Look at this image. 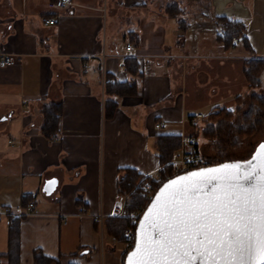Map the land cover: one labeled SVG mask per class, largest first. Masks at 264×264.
Listing matches in <instances>:
<instances>
[{
	"label": "crops",
	"instance_id": "1",
	"mask_svg": "<svg viewBox=\"0 0 264 264\" xmlns=\"http://www.w3.org/2000/svg\"><path fill=\"white\" fill-rule=\"evenodd\" d=\"M49 2L0 0V55L14 58L0 66V208L20 206L23 194L34 201V210L20 221L21 264H33L35 249L60 264H123V242L106 226L108 218L117 216L118 200L127 198L118 189L123 168L155 175L162 167L158 134H192L203 123L197 113L205 116L225 106L215 88L207 98L208 112L194 113L188 77L198 84L204 82L201 74L209 80L202 70L204 58L214 63L215 74L227 62L238 61L243 69L245 59H264V0H105L103 7L101 0H72L55 9ZM172 2L183 9L179 17L166 12ZM115 4L126 15L139 13L141 20L119 24ZM187 10H193V27L182 30L181 15ZM49 15L56 16L54 24L44 22ZM213 16L241 20L254 52L240 39L225 48ZM171 20L179 52L165 40L159 48L153 45ZM191 28L196 36L187 44L183 35ZM126 42L134 48L126 50ZM189 45L217 53H191ZM129 56L138 58L142 76L127 71ZM187 65L191 72L181 74ZM197 69L201 72L193 74ZM102 71L134 82L136 92L107 93ZM108 100L117 105L111 116ZM49 103L62 106L56 139L41 130L42 109ZM51 177L58 184L46 195L42 188ZM9 223L10 217L0 218L1 253L8 248Z\"/></svg>",
	"mask_w": 264,
	"mask_h": 264
},
{
	"label": "snow or ice",
	"instance_id": "2",
	"mask_svg": "<svg viewBox=\"0 0 264 264\" xmlns=\"http://www.w3.org/2000/svg\"><path fill=\"white\" fill-rule=\"evenodd\" d=\"M128 264H264V143L243 165L164 184L140 221Z\"/></svg>",
	"mask_w": 264,
	"mask_h": 264
},
{
	"label": "trees",
	"instance_id": "3",
	"mask_svg": "<svg viewBox=\"0 0 264 264\" xmlns=\"http://www.w3.org/2000/svg\"><path fill=\"white\" fill-rule=\"evenodd\" d=\"M183 9L179 6L177 2L169 3L166 6V12L173 17H179ZM213 20L216 25L220 26V31L217 33V39L221 42L225 48L232 46L236 39H240L245 48L249 52H254L251 44L246 36V25L239 19L229 18L226 16H213ZM182 30L187 27V22L181 19ZM125 66L127 71L131 75H136L137 77L142 76L141 64L137 57L129 56L125 59ZM100 70V67L98 68ZM264 71V59L262 58H248L244 60L243 72L246 76L248 86L250 88L259 87L262 84L260 79L261 73ZM105 91L109 94H117L124 96L127 94H133L136 92V84L130 81H119L115 78L108 77L104 74ZM237 98H240L238 96ZM252 99H255L260 103L262 107L255 108L251 104L250 110L245 112L246 115H258L257 122L261 121L264 116V96L259 94H254ZM106 106L109 108L108 116H111L114 112L116 101L108 100ZM62 106L60 103H49L44 105L43 112V123L41 126L42 132L50 137L53 133H57L59 128V118L61 115ZM234 110L228 108H221L217 112H212L208 115L202 117L206 124L204 126H195L193 135L197 138L196 148L200 151L198 135L202 133L204 136L210 138H217L221 134V126L224 125L222 121L230 119ZM248 115V116H249ZM223 117V118H222ZM214 119V120H213ZM250 119V118H248ZM254 128L253 121L250 125L238 128V132L241 131L246 133ZM212 136V137H211ZM214 136V137H213ZM181 134L180 133H160L156 136V150L157 155L161 165H165L166 170H160L159 172L164 176L167 171H170L171 167L168 163L175 150L179 149L181 146ZM201 152V151H200ZM202 153V152H201ZM216 157V156H215ZM226 161H232V158H221L213 164H218ZM123 173L119 179V192L123 195H127L125 203V211L129 213L131 210L141 207V213L149 203L151 198H147L143 195L145 188L143 185L136 186L138 180L144 175L138 172L135 168L126 167L123 168ZM145 178H152L155 183V191L162 185L165 180L153 179V176L145 175ZM166 179V178H165ZM155 193V192H154ZM32 196L29 194L22 195V204L26 205ZM22 216H16L10 218L9 228H8V248L4 253L0 252V264L4 259L7 260V264H21V250H20V221ZM106 226L112 235L125 242L129 238L125 236L126 232L134 228L135 222L130 216H113L108 218L106 221ZM132 241H134V233L132 236ZM127 252H125L126 254ZM124 254V258H125ZM123 258V259H124ZM33 264H60V261L46 255L41 249H35L33 252Z\"/></svg>",
	"mask_w": 264,
	"mask_h": 264
},
{
	"label": "rangeland",
	"instance_id": "4",
	"mask_svg": "<svg viewBox=\"0 0 264 264\" xmlns=\"http://www.w3.org/2000/svg\"><path fill=\"white\" fill-rule=\"evenodd\" d=\"M101 1L103 7L106 4V2L105 0H101ZM115 6H117V17H118L117 22L119 24L121 23L122 25L123 23H127L129 19L131 21H136V22L138 20L139 21L141 20L139 18L140 17L139 13L135 12L126 15V12H124L122 7L118 6L117 4H115ZM192 11L193 10H187L185 14L181 15V18H183L187 22L188 27L190 26L189 23L191 24V22L193 21ZM172 24H174L173 20L167 21L166 25H162L160 34L154 36L155 38L153 45L159 48L160 44L162 45L163 40H165L166 42H170L173 45L174 51L179 52L180 48L176 45V40H175L176 36L174 35L175 31L172 28L173 26ZM190 27H193V25H191ZM183 36L185 37V42L189 44V40H191V38H195L196 32L194 28H191ZM178 37L179 36H177V38ZM201 48H202L201 45H199L198 48L196 49H194L193 46L192 47L190 46L191 53H197V54L217 53L216 50L201 49ZM207 60L208 59L206 58L203 59L202 70H205L206 72L209 73L208 81H206L205 74L200 75V80L204 81L202 84H198L196 82L194 83V80L188 77V82L191 89L187 94L191 106L190 109L194 113L197 110H201L205 113L208 112L210 104H208L209 102L207 103V98L210 97V94H212L213 90L216 88L215 95H217L218 97L225 98V104H224L225 106H222L221 108L224 107L234 111L230 119H226L222 121L224 125L221 126V134H219L217 138H215L214 136H213L214 138H210V136L206 137L202 133L198 135L200 151L202 152L204 157L210 160L212 164L213 162H216L221 158H228V157L232 158V161L244 162L252 157V155L258 149V146L261 143V141H264V116L261 118L260 122H257L258 115H255L253 117V115L251 116L248 114L249 115L248 116L245 113L248 112V110H250L251 104L255 108H259V106L262 107L259 102H257L255 99H252V96L254 94H259V95L261 94L264 96V71L260 75V79L262 81L261 86L250 88L248 86V82L243 72L242 66L241 69L237 66L236 62L238 61H235V65H230L228 62L225 63L223 67L220 66L221 69H218V74H215L214 71L216 70L214 69L217 68H214L215 67L213 65L214 63H210L211 61L210 60L207 61ZM217 66L219 67V65ZM243 67H244V63H243ZM191 68L192 67L187 65L186 70H181V74L186 73L188 75L189 72H191ZM222 70L224 73L222 72ZM200 72L201 71L197 69L196 72H192V73L195 74ZM236 93H238V95L235 97V99H233L232 95ZM238 96H240V98H237ZM218 110L214 109L210 111L208 114L212 112H217ZM208 114H205V116ZM251 121H253V126H254V128L251 131H248L246 133H243L241 131L238 132L239 127H242L243 125L247 127L250 125ZM202 122L203 123H200L197 126L201 127L206 124V121H204V119ZM167 173H170V171H168ZM165 178L167 179L166 175H164L160 180H165ZM129 230L127 232L131 233L130 236L128 237V235L125 234V236L129 238L128 239L129 241L127 240L122 243L124 246V252L130 250L131 247L133 246V244H131L133 242L131 238L134 233V228H131ZM127 242L129 243L127 244Z\"/></svg>",
	"mask_w": 264,
	"mask_h": 264
},
{
	"label": "built area",
	"instance_id": "5",
	"mask_svg": "<svg viewBox=\"0 0 264 264\" xmlns=\"http://www.w3.org/2000/svg\"><path fill=\"white\" fill-rule=\"evenodd\" d=\"M71 4H72V0H50V2L48 3V6L50 9H55V8H64ZM44 22L46 24H54L56 22V16L54 15L45 16ZM125 48L126 50H132L134 48V44L132 42H126ZM106 56L107 54L103 50L102 58L105 59ZM143 61L147 62V59L144 58ZM13 62H14V58L11 54L3 53L0 55V66L10 65ZM102 74L104 75L103 71H102ZM203 116L204 115L202 113H197L195 115V118H202ZM156 126L160 127L161 123H157ZM181 136H182L181 146L179 149L175 150L171 160L168 162L171 167L170 173H167L168 172L167 171L164 174L166 175L167 179L173 176H176L178 174H181L183 172L192 170V169L204 168V167H208L212 165L210 160L204 157L203 154L197 150L195 146L197 145V138L193 134L182 133ZM57 137L58 136L56 133H53L50 136L51 139H56ZM9 142L13 143L14 140L9 139ZM161 170L163 171L166 170L165 165H162ZM153 177H154L153 179L160 180L162 179L163 175L160 172H157L155 175H153ZM139 184L143 185L145 188L143 195L147 198H151L156 189L155 183L152 180V178H145L144 176L138 180L136 186H138ZM125 203H126V196L118 200L114 213L117 216H127L128 215L134 220L136 224L141 216V207H138L136 209L131 210L129 213H126ZM33 210H34L33 200H30L26 205L21 204L20 206H17V207L3 206L0 208V218L3 216H8L10 218L16 217V216H23L25 214L31 213ZM126 234L129 237L131 233L126 232ZM128 243L129 242H127V244ZM133 243L134 241L131 244ZM100 264H105V263L101 262Z\"/></svg>",
	"mask_w": 264,
	"mask_h": 264
},
{
	"label": "water",
	"instance_id": "6",
	"mask_svg": "<svg viewBox=\"0 0 264 264\" xmlns=\"http://www.w3.org/2000/svg\"><path fill=\"white\" fill-rule=\"evenodd\" d=\"M264 143V141H261V143L259 144V146ZM259 146H258V149L255 151V153L252 155V157L254 155H256V153L258 152L259 150ZM252 157L250 159H252ZM250 159L244 161V162H240V161H226V162H222V163H218V164H213L211 166H208V167H204V168H215V167H219L220 165H223V164H234V163H239L241 165L245 164L247 161H249ZM204 168H198V169H192V170H189V171H186V172H183L181 174H178L176 176H173L171 178H168L166 179L162 185L156 190V192L154 193L153 197L150 199L149 203L147 204V206L145 207V209L143 210L139 220L137 221L136 223V226H135V232H134V243H133V246L130 250L127 251L126 255H125V258H124V264H128V256L130 253H132L134 250H135V245H136V239H137V234L139 232V226H140V221L143 219L147 209L149 208V206L151 205L153 199L155 198L156 194L159 192V190L163 187L164 184H166L168 181L170 180H173L175 179L176 177L178 176H183V175H186L187 173L189 172H194V171H198L200 169H204ZM58 184V180L57 178L55 177H51L49 179H47L43 185V188H42V191L46 194V195H49L51 194L52 192H54V190L56 189V186Z\"/></svg>",
	"mask_w": 264,
	"mask_h": 264
}]
</instances>
